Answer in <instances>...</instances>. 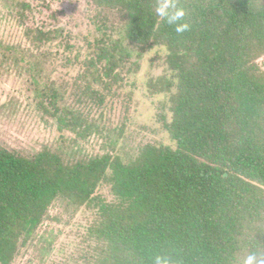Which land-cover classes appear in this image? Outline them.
<instances>
[{
    "label": "trees",
    "instance_id": "1",
    "mask_svg": "<svg viewBox=\"0 0 264 264\" xmlns=\"http://www.w3.org/2000/svg\"><path fill=\"white\" fill-rule=\"evenodd\" d=\"M91 1L101 9L97 59L76 75L37 82V104L52 105L58 130L75 133L77 143L99 134L112 150L66 164L49 150L24 156L0 144V264L27 248L61 198L94 215L72 264L264 258V0H179L189 25L183 33L155 14L158 0ZM117 14L121 22L109 26ZM40 33L38 45L49 38ZM151 52L163 53L166 67L143 83L156 124L145 128L161 136L130 148L134 117L144 115L131 109V80L139 83ZM123 92L130 105L114 133L104 115ZM99 110L103 117H94Z\"/></svg>",
    "mask_w": 264,
    "mask_h": 264
},
{
    "label": "rangeland",
    "instance_id": "2",
    "mask_svg": "<svg viewBox=\"0 0 264 264\" xmlns=\"http://www.w3.org/2000/svg\"><path fill=\"white\" fill-rule=\"evenodd\" d=\"M100 11L91 0H0V144L24 156L49 150L60 155L66 164L112 150L109 136L104 139L93 134L88 140L78 139L80 143H77L75 133L58 130V117L53 115L52 105L45 111L37 104L40 100L37 82L51 80L58 72L67 78L76 75L86 69L90 57L97 59L100 46H103ZM111 20L109 26L117 25L122 19L117 14L111 15ZM40 30L48 32L49 38L38 45L35 38L38 39ZM65 43L72 46L70 51H65ZM162 55L151 52L147 60L153 58V69L147 71L150 62L142 61L139 83L131 80L132 89L137 86L131 109L139 107L144 115L134 117L135 124L127 136L130 148L160 139L161 133L145 128L146 123L156 124L152 123L151 98L145 97L147 88L143 83L148 76L159 77L164 72L166 64ZM67 57H77L84 65L81 62L74 68ZM258 61L264 70V55ZM162 100V95L157 96L155 104L159 108L153 112L161 109ZM129 105L124 92L109 105L104 115L109 118L105 119L109 131L111 127L114 131L123 121ZM93 115L103 117L100 110ZM171 115L169 112L168 116ZM93 219L92 210L77 208L62 198L57 200L27 248H21L10 264H72L73 254L78 253ZM48 246L51 252H47ZM45 250L47 253H43Z\"/></svg>",
    "mask_w": 264,
    "mask_h": 264
},
{
    "label": "clouds",
    "instance_id": "3",
    "mask_svg": "<svg viewBox=\"0 0 264 264\" xmlns=\"http://www.w3.org/2000/svg\"><path fill=\"white\" fill-rule=\"evenodd\" d=\"M155 14L163 22L173 26L176 33H183L189 28L184 19L186 10L180 6L179 0H158ZM155 264H164L163 258L156 257ZM242 264H264V258H261L259 253L250 252L243 258Z\"/></svg>",
    "mask_w": 264,
    "mask_h": 264
}]
</instances>
